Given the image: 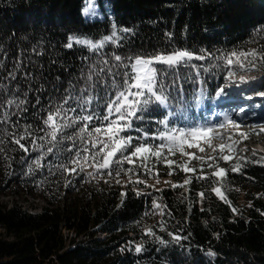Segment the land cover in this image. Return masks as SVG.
Segmentation results:
<instances>
[{"label": "trees", "instance_id": "1", "mask_svg": "<svg viewBox=\"0 0 264 264\" xmlns=\"http://www.w3.org/2000/svg\"><path fill=\"white\" fill-rule=\"evenodd\" d=\"M97 4L101 16L88 20L83 0H0V196L24 193L47 204L41 213L0 204V264H264L261 157H237L225 149L222 154L231 159L218 158L209 168L207 161H190L179 151L172 155L165 149L164 156L174 161L171 167L150 157L148 168L136 160L111 169L93 168L91 175L87 169L92 167L85 164L83 171L70 174L54 165L67 163L75 154L76 148L67 150L72 141L65 140L44 156L42 168H36L33 160L44 150L30 147L24 153L13 143L26 125L34 130L43 127L47 110L69 94L95 97L90 107L103 115L105 102L123 84V73L131 71L123 67L131 63L129 57L175 49L214 54L191 61L202 66L199 78L188 66L170 69L163 78L170 109L176 113L168 117L169 127L204 125L209 111L222 100L216 92L230 70L215 57L264 48V0H97ZM125 28L130 31H121ZM114 31L115 43L98 51L75 43L66 46L70 36L98 42ZM114 55L124 59L117 62ZM256 65L251 69L233 65L231 71L264 72L259 60ZM260 92L264 84L251 95L257 98ZM76 105L73 99L66 107ZM168 112L150 105L145 118L134 120L123 135L137 138L147 132L151 137L167 131L159 121ZM143 142L165 141L133 140ZM22 143L30 146L31 140ZM76 144L82 147L79 140ZM192 148L185 145L184 152ZM185 163L196 171L182 170ZM235 165L239 171L230 170ZM217 167L228 170L224 178L211 176ZM201 174L207 178L197 179ZM190 177L183 187L150 184L171 178L180 185ZM213 187H219L229 203L212 192ZM154 201L160 207H153ZM148 230L152 235H146ZM138 243L140 252L135 251Z\"/></svg>", "mask_w": 264, "mask_h": 264}, {"label": "snow or ice", "instance_id": "2", "mask_svg": "<svg viewBox=\"0 0 264 264\" xmlns=\"http://www.w3.org/2000/svg\"><path fill=\"white\" fill-rule=\"evenodd\" d=\"M84 8L83 12L86 16L95 15L97 10V0H83ZM123 32H129L130 29H121ZM170 35V34H169ZM117 33L114 31L110 36H105L98 42H93L88 39H80L70 36L68 38L67 47L71 48L73 43L86 46L90 51H98L103 48L106 43H115ZM214 57L213 53H209L204 49H201L199 54L188 49H175L171 52H156L151 55H137L135 57H129L130 64H124L123 67L130 68L131 71H125L123 73V84L117 86L114 94L111 95L104 105V113L101 115L95 109H92V105L95 97L91 95L73 97L71 94L65 96L59 106L51 107L47 110V115L43 119V127L39 129H33L32 125H26L23 131L13 139V143L19 146L24 152L28 153L29 148L33 150L41 151V155L33 160V164L36 168H42L44 165L41 160L48 154H53L54 150L58 149V146L65 140L72 141V147H69L68 152H72L73 148H76L75 154L71 156L67 163H61L54 165L57 170H63L70 174L76 173L79 169L83 171L84 165L88 164L89 167L96 168L98 171L101 169H111L115 165H122L124 163L135 164L136 160L142 161V167L148 168L147 161L150 157L156 158L157 161L167 164L168 167L174 163V161L167 160L164 156V150L167 149L169 154L174 155L176 151H179L182 155L188 156L189 159H196L203 161V157H197L195 154L184 152V146L198 147V141L203 140L211 147V140L214 136L220 135L216 131L217 126H193V127H169V116H174L169 105V95L165 91V85L163 78L167 76L168 70L176 69L180 66H188L196 71V76H200V67L196 64H192L193 60H205ZM251 58V59H249ZM124 58L120 55H114V60L121 62ZM217 60L225 61V67L230 70L228 77L231 78L235 73L231 71V67L236 65L240 68L248 67L249 69L255 68L256 61L259 60L261 65H264V48L257 50L255 48L247 51H232L230 53H222L220 56L215 57ZM246 62V63H245ZM108 61L105 60L104 64L107 65ZM160 66V67H158ZM218 67V65H213ZM104 69H101L103 71ZM204 71H209L208 68H204ZM111 69H109V72ZM92 79L91 75L88 77ZM241 83L247 82L244 76H240ZM224 95V88L218 89L216 96L220 97ZM260 96H264V92L258 93ZM204 91L199 93V98H203ZM75 99L77 101L76 107H66L69 105V101ZM9 104L14 101L9 100ZM21 104L25 103L20 101ZM159 105L164 108H168V116L159 123L163 124L167 131L160 132L158 135L149 137L147 132H144L141 137L134 138L131 135H121V133H127L129 129L133 127L134 120H143L144 113L148 110L150 105ZM72 113V115H69ZM225 123L230 121L229 117L225 116ZM99 121V124L95 122ZM225 123L218 125L219 128H224ZM68 129H75L72 134H68ZM140 131L139 129H137ZM264 131V128H261ZM36 132L43 133V135H36ZM243 135V134H242ZM151 139H159L165 141L159 144H150L147 142L134 144V139L147 141ZM31 140L30 146H26L22 141ZM79 140L82 147L77 146L76 141ZM40 141L41 143H38ZM197 142V143H193ZM90 145V147H89ZM229 148L231 146H228ZM225 148L224 144L220 145L221 154L219 159L229 161L230 156L223 155L222 150ZM131 149V151H129ZM216 149L213 148V151ZM203 152L204 148H200ZM82 153L87 155L82 156ZM127 153V154H125ZM253 155H256L253 152ZM23 159V157H21ZM136 158V159H133ZM210 160H215V157H209ZM243 159V157H242ZM83 160V163H81ZM264 160V157H261ZM91 161V163H89ZM259 163L260 161H256ZM181 169L186 172H195L196 169L190 168L187 164L180 165ZM209 168H213V164L208 165ZM239 165L233 166L231 171H239ZM150 170V169H149ZM32 172L33 169L30 166L28 169ZM127 171H132L131 168ZM224 168H215L211 173V176L222 179L227 174ZM111 171L108 175H111ZM172 173L169 172V175ZM91 175V173H89ZM116 175H120V171L116 172ZM207 177L201 174L197 179H206ZM191 182V177L186 179L183 184L172 185L173 187H183L185 184ZM142 183V181H137ZM218 197L224 200L226 203L227 198L222 193L219 187H213L211 189ZM139 194V193H138ZM126 195L122 193V196ZM201 198L204 197V193L198 194ZM153 207H160V205L153 202ZM233 211H236L233 208ZM264 214V213H262ZM146 235H152L151 230L146 232ZM176 240L181 237H173ZM163 243V241H161ZM136 252L142 251V245H137ZM211 255V253H210Z\"/></svg>", "mask_w": 264, "mask_h": 264}, {"label": "rangeland", "instance_id": "3", "mask_svg": "<svg viewBox=\"0 0 264 264\" xmlns=\"http://www.w3.org/2000/svg\"><path fill=\"white\" fill-rule=\"evenodd\" d=\"M100 16L101 12L98 4L95 15L86 16L84 14V17L88 20H93ZM74 37L97 42L86 36ZM241 76H244L247 82L241 83L239 80L240 76L228 77L223 81L224 93L230 91H235L237 94L242 93L240 96H232V99L239 98L237 106L240 109H235V106L233 105L227 106L224 104L223 106L218 107L215 111L209 112L205 124L200 126H217L216 131L220 133V135H216L212 138L211 147H209L203 140H200L198 141V147L194 146L192 149L186 150L185 152L195 154L197 157H203V161L213 164L221 154L220 145L224 144L225 148L223 150L225 151V149H227L237 157H241L242 155H253V152L256 153V155H254L256 157H264V131H261V128H264V98H251L250 100L246 97L247 94L255 92L254 90L256 88H259L264 84V72L253 70L252 72L245 73ZM245 92L248 93L244 94ZM228 99H231V97H228ZM255 107H258V110H256ZM225 116L229 117V120L234 121L235 124L231 122L225 123ZM221 123H225V127L222 129L218 127ZM256 132L259 133L256 134ZM228 146L231 147L229 148ZM201 147L204 148L203 152L200 151ZM213 148L216 150L213 151ZM209 157H215L216 159L210 160L208 159ZM183 158H186V156L184 155ZM189 160L191 161L192 159ZM122 181L125 186L127 180L124 179ZM150 184L155 188H163L169 185H175V181L171 178H166L160 182H153ZM0 204L8 206V208L18 205L21 206L22 209L33 213H41L47 206L43 199L32 195H26L24 193L0 196ZM66 235H71V233L66 231ZM100 237H107V234L100 233ZM137 245L140 244L138 243L136 246Z\"/></svg>", "mask_w": 264, "mask_h": 264}, {"label": "bare ground", "instance_id": "4", "mask_svg": "<svg viewBox=\"0 0 264 264\" xmlns=\"http://www.w3.org/2000/svg\"><path fill=\"white\" fill-rule=\"evenodd\" d=\"M231 99H232V97H231ZM259 132H260V131H259ZM259 132H256V134H257V133H259ZM258 141H259V140H258ZM258 143H261V142H258ZM122 249H123V252H124V253H126V252H127V249H126V247H124V248H122Z\"/></svg>", "mask_w": 264, "mask_h": 264}, {"label": "built area", "instance_id": "5", "mask_svg": "<svg viewBox=\"0 0 264 264\" xmlns=\"http://www.w3.org/2000/svg\"><path fill=\"white\" fill-rule=\"evenodd\" d=\"M89 147H90V145H89Z\"/></svg>", "mask_w": 264, "mask_h": 264}]
</instances>
